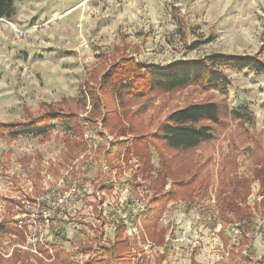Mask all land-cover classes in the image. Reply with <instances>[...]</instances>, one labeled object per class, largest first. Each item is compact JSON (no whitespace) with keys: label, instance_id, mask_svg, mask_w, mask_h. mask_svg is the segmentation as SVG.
Wrapping results in <instances>:
<instances>
[{"label":"rangeland","instance_id":"obj_1","mask_svg":"<svg viewBox=\"0 0 264 264\" xmlns=\"http://www.w3.org/2000/svg\"><path fill=\"white\" fill-rule=\"evenodd\" d=\"M15 9L11 21L0 20V124L27 123L59 109L77 115L72 124L79 133L60 126L47 138L0 133V224L12 220L23 227L0 234V264H18L23 257L27 264L37 262L39 246L53 242V220L66 231L60 243L72 250L71 264L107 259L96 238L104 234L102 246L116 241L114 216L126 219L122 238L131 264H264L263 229L245 231L240 245L230 241L231 229L242 231L247 224L242 217L264 220V75L223 68L231 81L226 95L190 87L120 104L110 97L111 89L105 96L98 93L104 74L124 57L159 67L214 54L264 62V0H17ZM99 95L103 106L96 110ZM205 101L222 108L224 125L216 127L215 141L182 153L151 142L167 164L177 166V176H167L163 188L155 171L161 169L157 152L152 151L151 174L138 169L135 142L117 152H122L119 164L103 158L107 145L101 134L107 142L123 131L129 139L150 135L174 111ZM240 108L250 112L249 121L229 116ZM128 149H133L129 156ZM124 166L116 183L117 168ZM192 176L197 182L190 188L175 185ZM112 183L113 194H100ZM168 190L174 193L161 203L165 212L159 222H148V229L136 213L131 216L136 207L130 206V215L122 209L130 194L151 206ZM195 198L214 218L190 234L184 228L193 212L183 206ZM101 199L102 220L93 212ZM227 207L234 212L226 213ZM24 227L22 241L16 230L25 237ZM21 246L34 256H14ZM43 261L39 264H53Z\"/></svg>","mask_w":264,"mask_h":264},{"label":"trees","instance_id":"obj_2","mask_svg":"<svg viewBox=\"0 0 264 264\" xmlns=\"http://www.w3.org/2000/svg\"><path fill=\"white\" fill-rule=\"evenodd\" d=\"M16 2L17 0H0V20L5 19L11 21L14 18L16 14ZM223 68L237 72L248 70L258 75H264V62L257 57L214 54L197 60L176 62L166 67L139 64L134 57H124L114 63L109 71L104 74L98 93L104 94L105 96V92L110 91L111 89L112 94L110 97L120 104H123L126 100L133 101L145 99L156 92L173 94L190 87H199L204 91H216L222 95H226L231 86V81L223 72ZM102 96L103 95H99L95 97L97 103L96 110L103 106L101 99ZM248 112L247 109L240 108L232 110L229 113V116L235 120L244 119L249 121L251 116L249 114L250 112ZM76 118L77 115L75 113H68L59 109H51L50 111L35 116V118L29 120L27 123H2L0 124V133L2 135L1 137H10L12 139L20 137L47 138L58 128V126H60L64 132L79 133V129L72 124ZM103 121L106 123L107 118L105 117ZM223 125L224 120L222 108L217 102L205 101L190 103L171 113L161 127L150 135H132L133 139H129L126 138L123 131L119 136H114L115 138L120 137L119 139L112 140L113 142H107L106 135L101 134V137L106 140L107 145L105 146L106 154L103 158L109 164H113V161L118 162L116 164H119L122 158V152H117L123 147L132 148L127 145L131 142H135L133 143V148H135V150H132L137 153L139 161H141V165L138 169H140L142 174L147 172L151 174L153 170H155L154 166H150L152 151L157 152L158 154H154L157 156L161 169H156L155 171L157 172L158 181L160 179V183L162 184L161 188H163L166 184L167 176H171L172 178L177 176V170L173 169H177V166L175 164H167L168 160H165L164 156L160 155L158 147L151 142H163L165 147L176 153L194 151L205 144L215 141L217 138L215 129L218 126ZM132 134H134V132ZM80 147L83 149L84 145H81ZM132 150L128 149L127 156H129ZM179 167L183 168L184 165ZM124 168H126V166H124L123 169L117 168L118 177L123 175L122 171L124 172ZM134 179L136 180V177H134ZM196 182L197 178L192 176V178L188 180L183 179L175 182V185L181 190H186ZM105 190L110 192L113 188L109 185ZM173 193V190H168L153 199V205L148 206V210L142 217L143 224H145L147 229L148 222H152V224L157 221L159 222L165 212V204L162 206L161 203H164L167 197H170ZM196 202H201V200L195 198L194 200L186 202L188 204L186 211L189 212L191 205ZM43 206L48 207L47 204H43ZM95 211H98L97 204L95 205ZM230 212L233 213L234 211H230L229 207H227L226 213ZM40 218L42 219V216H40ZM241 221H243V223L244 221L247 222V224L241 226V237L246 236L245 231L251 233L257 232V225L255 224V220L253 221L251 214L242 217ZM223 222L225 224L229 223L227 221ZM123 226L122 222L119 221L115 242L100 247V251H105L106 254H108V258L99 261L95 260L92 264H131L132 258L129 253V245L127 244V241L122 238ZM16 228L17 227L12 220L4 221L0 224V234L14 232ZM50 228L54 235V239L58 242L53 246L56 259L64 264H71L70 261L72 260L70 255L65 253L61 249V244H59L64 233L63 230L55 229L54 220L52 221ZM146 228L145 230H147ZM247 228H249V230H247ZM16 231V233L19 234L20 240L24 241L26 237H24L23 233L19 230ZM98 238H96V240H99ZM172 238H174L173 234L171 236V239ZM163 240L161 243H163ZM39 250L50 258L51 255L46 246H39ZM13 254L14 256L22 258V256H20L22 255L20 250H15ZM27 255L29 254H26L25 257ZM25 261L26 258L23 257V264H27Z\"/></svg>","mask_w":264,"mask_h":264},{"label":"built area","instance_id":"obj_3","mask_svg":"<svg viewBox=\"0 0 264 264\" xmlns=\"http://www.w3.org/2000/svg\"><path fill=\"white\" fill-rule=\"evenodd\" d=\"M132 204L136 207V215L139 216L138 218V222L140 223L141 220V216L144 215L146 213V211L148 210V202L144 201L143 199H139V198H134L132 201ZM200 202H196L195 204L191 205L190 211L193 212V214L190 217V220L186 223L185 225V230L187 233H196L199 230V226L202 224H206L212 221V219L214 218V213L213 211H209L208 209L204 210L201 206H199ZM215 202H210L209 206H211L212 208H214L215 206ZM188 204L185 203L183 206V209H187ZM200 207V208H198ZM189 211V212H190ZM46 221H48V218H46ZM255 224L257 225V230L258 229H263L264 230V220H256ZM223 226L220 225V229ZM173 232L168 236L167 238V243H169V241H171V236H172ZM231 244H236L240 245V240H241V231L240 229H238L237 227L232 228L231 229Z\"/></svg>","mask_w":264,"mask_h":264},{"label":"crops","instance_id":"obj_4","mask_svg":"<svg viewBox=\"0 0 264 264\" xmlns=\"http://www.w3.org/2000/svg\"><path fill=\"white\" fill-rule=\"evenodd\" d=\"M102 163V162H101ZM101 167H102V165H101ZM100 167V168H101ZM139 167V166H138ZM102 169V168H101ZM100 169V172H99V176H101V173H102V170ZM103 169H104V167H103ZM104 172H105V170H104ZM118 178H120V177H118L117 176V174L114 176V179H115V182L117 183V180H118ZM141 183H143V182H141ZM109 184H107L105 187H103L101 190H99V192H100V194H103L104 192H107L108 194H113L114 193V188H115V185L112 183L111 184V186H112V188H113V190L112 191H107V190H105V188L108 186ZM129 197H131L130 198V200L122 207V209H123V211H125V212H128V215H130L132 212H130V210H132L131 209V207L130 206H134L133 204H132V200L134 199V198H138L137 196H134L133 194H130V196ZM140 199V198H139ZM144 200V199H143ZM105 201V199H101L100 200V202L98 203V202H95L94 204H93V212H94V214L96 215V216H98V217H100V219L102 220L103 218H102V211H103V209L101 208V206H102V203ZM145 201V200H144ZM98 205V211H95V205ZM135 207V206H134ZM133 211H134V209H133ZM134 214H135V211H134V213H133V215H131L132 217L134 216ZM121 219H123L121 222H122V224L123 225H125V224H127V222H126V219L125 218H121V217H118V216H114V220H113V224L114 225H116V229H117V225H118V223H119V220H121ZM104 221V223H107L105 220H103ZM45 222H46V220H45ZM19 225H17L16 227L17 228H19L18 227ZM21 226V225H20ZM54 226H55V229L56 230H59V229H57L58 227L56 226V223L54 224ZM142 226H143V223H142ZM57 227V228H56ZM19 229H23V227H20ZM27 229V231H28V228L27 227H24V234H25V237L27 236V231H25ZM143 230H144V228H143ZM49 231H50V235L52 236V238H53V242L52 243H48V246L47 245H45L46 246V248L50 251V258H48V257H46L45 258V255L42 253V252H40V251H38V253L37 254H35L36 256V258H37V262H35V263H33V264H39V263H43L44 261L43 260H45L46 262H50V263H53V264H60L59 263V261L56 259V256H55V254H54V251H53V246H55L58 242L54 239V235L52 234V232H51V228L49 229ZM66 232V231H65ZM143 234V236H145V237H147L148 238V236L146 235V233H145V231L142 233ZM115 237H116V234H115ZM114 237V238H115ZM95 238H96V236H95ZM67 240V238L65 239V241ZM102 241H104V234H100V238H99V240H98V242H99V246L100 247H102V244H101V242ZM63 242L64 241H61V243H59V244H61V249L65 252V253H67V254H72V250L71 249H64L63 247H62V244H63ZM38 245H40V244H37V246ZM19 246V245H18ZM103 246H104V244H103ZM22 248H20V247H18V249L22 252V255H26V254H29V255H33L32 253H28V250H24V249H26L24 246H21ZM25 251H27V252H25ZM36 251V250H35ZM34 256V255H33ZM10 257V256H9ZM5 258V257H4ZM45 258V259H44ZM18 264H23V261H21L20 263H18Z\"/></svg>","mask_w":264,"mask_h":264}]
</instances>
